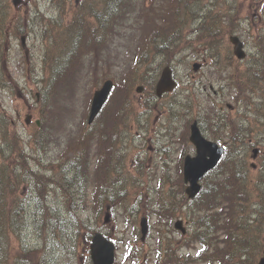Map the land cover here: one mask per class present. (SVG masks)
Returning a JSON list of instances; mask_svg holds the SVG:
<instances>
[{
    "label": "rangeland",
    "instance_id": "obj_1",
    "mask_svg": "<svg viewBox=\"0 0 264 264\" xmlns=\"http://www.w3.org/2000/svg\"><path fill=\"white\" fill-rule=\"evenodd\" d=\"M262 1L205 0L189 6L199 12L210 10L230 31L208 51L204 43L197 42L199 18H184L185 43L171 48L167 55L154 56L150 67L158 70V76L164 66L172 68L179 85L176 93L183 104L182 97L189 93L191 113L179 116L170 113V95L154 98L151 107L144 109L149 101L146 84L154 79L147 75V63L142 64V60L151 55L153 34L163 33L161 25L171 16L172 8L180 12L182 5L176 6L173 0L129 2L112 27L99 25L96 38L92 26L98 24L91 18L89 26L82 24L85 28L78 36L68 35L66 28L76 15L82 16L80 12L100 10L102 0H0V117L8 120L21 138L27 166L21 170L27 172L32 184L30 173L38 175L40 185L39 193L27 188L22 209L25 222L18 241L13 242L15 249L23 252L14 250V254H24L29 263L14 256L10 264L14 260V264H91L87 234L95 232H102L114 242V264H155L157 250L163 252L160 264L206 263L195 258L201 246L192 237L198 231L192 221L198 214L193 212L194 203L187 201L182 179L183 154H194L189 125L196 118L213 140L212 125L220 121L219 116H227L229 124H264V77L252 83L253 89H244L237 95L236 80L230 77L233 68L228 61L225 63L228 53H232L229 36L235 34L248 55L235 68L253 75V67L264 64ZM74 44L75 51L82 47L83 54L74 57V65L67 63L71 70L61 72L54 82L62 81L50 94L48 90L54 87L46 89L50 83L49 64L55 58L62 61ZM196 63L201 66L195 71ZM106 79L119 88L105 106L106 127L113 123L118 104L119 109L132 108L137 120L143 121L142 127L133 123L132 116L125 118L129 126L113 143L119 132L86 127L92 94ZM139 86L145 88L136 92ZM27 115L32 116L29 125L24 122ZM257 131L261 135L246 139L253 142L258 138L257 143L243 148L246 164L255 166L250 175L253 179L264 172V126ZM219 135L228 138L230 127L225 135L220 131ZM255 148L258 154L253 159ZM74 156L82 168L63 170L64 163ZM113 161L118 166H111ZM67 171L69 177L78 172L80 180L74 185L78 195L74 197L72 193V199L77 201L71 211L67 204L71 197L53 191V181ZM115 177L121 179L118 187H109V180ZM100 184L113 194L112 204L105 200L101 206L98 199L95 205L92 196L100 190ZM123 187L124 192H117ZM173 207L180 211H173ZM144 217L147 231L141 240L139 222ZM178 219L186 228L184 235L174 228ZM129 249L131 254L138 253L126 259ZM168 249L172 252L167 253ZM201 258L211 260L209 253Z\"/></svg>",
    "mask_w": 264,
    "mask_h": 264
},
{
    "label": "trees",
    "instance_id": "obj_2",
    "mask_svg": "<svg viewBox=\"0 0 264 264\" xmlns=\"http://www.w3.org/2000/svg\"><path fill=\"white\" fill-rule=\"evenodd\" d=\"M134 1L135 0H102L103 6L100 10L94 9L89 12L84 10L79 13V15L82 16L76 15L73 22L66 28V33L68 35L74 33L78 36L81 28L90 25L87 21L91 18L98 24V27L95 25L92 26V33L96 38H99L97 36V32L100 30L99 25H106L105 29L109 25L112 27L115 23V17L120 16L125 7H127V3H134ZM173 1L176 6L182 5L181 11L178 12L176 7L175 9L172 8L171 16H168L161 25L164 32L161 34L155 33L152 36L151 55L147 54L146 57H143L144 60H142V64L146 65L147 63V75L153 79H155L158 74V70L156 71L150 67V64L154 63V56L160 55L161 53L167 55L172 50L171 48L175 47L176 49L178 45L185 43L183 34L184 25L187 22L184 18L189 19L192 17V20L199 18L198 23H200V25L199 28L196 29V31L199 30L197 42L204 43L203 47L208 51H212L216 42L220 38H224L230 31V28H223L224 24H222L219 17L210 10L206 12L201 10L199 12L189 8V6L195 7L198 2L205 0ZM261 6L262 12H264V0ZM232 19L233 16L228 18L226 24L232 21ZM82 24L85 27H82ZM261 39L262 35L260 34V40ZM263 42L264 38L261 43ZM75 45L76 44H74V46L72 45L73 47L69 49L67 57L63 58L62 61L59 62L58 58H55V60H53V62L51 61L49 64L50 83H47L46 89L50 86L54 87V90L52 89L51 91V88L48 90L50 94H53L56 88L59 87L62 79L57 83L54 81L62 76L61 72L64 69L70 71L71 69L67 66L74 65L76 63L74 57L83 54L82 47L78 48V51H75ZM212 57L215 58L216 54H212ZM225 61V63L228 61V66L233 68L230 77L236 80L237 95H241L244 89H253L254 84L252 83L264 77V64L261 66L256 64L253 67V75H248L241 72L240 69L235 68L236 64L240 61H235L232 53H228ZM154 73L155 75L153 76ZM116 90H119L118 84H115L114 91ZM145 91L149 95V97H147L149 101L144 105V109H149L155 97L154 84L147 83ZM169 95L172 96V101L169 103V109H171L170 113L179 116L181 114L187 115L191 113V103L187 101L190 99L189 93L182 97L185 99L184 104L180 98L181 96L175 91ZM118 106L112 117L113 123L110 126L106 127L107 117L104 115L105 109H103V112L99 115L96 122L97 130L99 131L119 132L115 134V137H119L115 140L116 142L123 136L129 126L130 122H125V118L130 119L132 116L133 123H138L143 127L142 119L139 121L137 120V116L134 115L132 108L127 111L124 106L120 109ZM186 115H183V117L189 119ZM219 118L220 121H216V124L212 125V138L224 145L225 150L223 156L216 168L204 177L201 191L196 198L192 201L187 200L189 203H194L193 212L198 214L192 221V223H195L198 227V231L194 232L192 237L194 241L201 246L199 256L196 259H203L206 261L207 258L201 257H203L205 253H209L211 257V260H209L210 264H255L257 258L264 255V172L257 175L255 179L250 176L252 166L246 164V159L243 156V148L244 146L252 147L257 143L256 140L258 138L253 139V142L252 140L246 141V139L252 135L255 136L257 133L261 135V132L257 130H259L261 126H264V124L259 122L253 124H248L247 122L233 124L230 122L229 124L227 116H219ZM0 125L2 126V128H0V264H10L14 256L21 260L24 259V262L29 263V259L26 260L24 254H21L22 257H18L17 254H14V250L19 253L21 249L19 248L17 251L13 242L18 241L20 228L25 222L22 216V209H24V194H22L24 190H22V187L26 186L27 189L29 186L31 188L30 191H32L33 188L34 193H39V177L38 175L30 173L33 175L34 184H32L28 175H26L27 172H23V169L21 170V168L27 169L25 160H23L24 153L22 145L20 144L21 138L16 131L10 128V126L12 127L11 123L8 120H4L3 117H0ZM186 126L188 127V123ZM229 127L231 135H229L228 138L220 137L219 131L223 132L225 135ZM204 133L206 134V132ZM118 157L121 159V156ZM74 158L75 159L64 163L63 170H70L71 168L79 170L82 168V165L78 163V157L74 156ZM114 163L115 161H113L111 166H118L117 163ZM118 171L119 169L115 172ZM64 173L65 174L53 181V191L55 193L61 191L64 195L71 197V200L67 202L68 209L71 211V207L73 208V205L77 201L74 198L72 199V193L74 197H77L78 193L77 191L74 192V185L80 181L79 173L76 172L73 177H69V171ZM27 179H29V181H26ZM119 181H121V179L118 177L110 179L108 182L110 183L109 187H118ZM100 185L102 186L100 190L97 189V192L94 193V198L96 199L95 205H98V199L101 206L105 200L107 204H112L113 194H111V191L106 192L103 185ZM125 190L126 187H123L122 191L117 192H124ZM80 201L83 202L82 199H80ZM94 201L95 200H93V202ZM173 211H180V209L177 207V210H175L173 207ZM87 236L91 238L92 235L87 234ZM169 252L171 253L172 251L168 249L167 253ZM137 253L138 252L132 253V255ZM12 254L14 255L12 256ZM162 255V251H156L155 264H160L159 262ZM188 257L189 256L186 258ZM14 262L15 260L13 264Z\"/></svg>",
    "mask_w": 264,
    "mask_h": 264
},
{
    "label": "water",
    "instance_id": "obj_3",
    "mask_svg": "<svg viewBox=\"0 0 264 264\" xmlns=\"http://www.w3.org/2000/svg\"><path fill=\"white\" fill-rule=\"evenodd\" d=\"M229 41L233 45V54L238 59H243L245 53L243 50V44L236 36H231ZM198 65H194V69H198ZM175 82L172 80L171 72L168 68L164 69L162 75L156 86L157 96H161L164 92H169L175 87ZM112 88V81L106 80L100 89L96 90L92 97L91 108L88 118V123H91L95 116L102 108L106 101L110 90ZM191 144L195 147V156H186L183 164V180L187 184L186 194L189 198H194L200 191V180L203 176L213 169L218 163L223 148L216 142L205 139L196 125L193 123L190 127ZM256 151H254L255 156ZM181 222H177L175 227L180 229L183 233L185 230L181 227ZM141 234L144 238L147 225L146 219L142 218L140 221ZM114 254V246L106 238H103L100 234H95L92 238L90 245V258L92 264H112ZM257 264H264V257L260 258Z\"/></svg>",
    "mask_w": 264,
    "mask_h": 264
},
{
    "label": "flooded vegetation",
    "instance_id": "obj_4",
    "mask_svg": "<svg viewBox=\"0 0 264 264\" xmlns=\"http://www.w3.org/2000/svg\"><path fill=\"white\" fill-rule=\"evenodd\" d=\"M32 118L30 119V122H31Z\"/></svg>",
    "mask_w": 264,
    "mask_h": 264
}]
</instances>
